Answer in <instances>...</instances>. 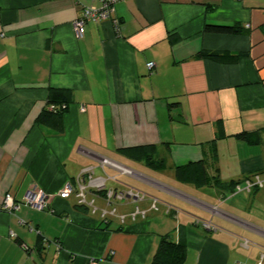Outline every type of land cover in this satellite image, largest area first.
I'll use <instances>...</instances> for the list:
<instances>
[{"label":"crops","instance_id":"0c3cea01","mask_svg":"<svg viewBox=\"0 0 264 264\" xmlns=\"http://www.w3.org/2000/svg\"><path fill=\"white\" fill-rule=\"evenodd\" d=\"M80 8L0 0V205L20 203L0 211V264H151L168 233L184 264H264L232 188L264 177V0H121L78 37ZM51 88L72 94L61 128L39 120ZM80 179L96 212L59 195ZM34 187L47 209L24 203Z\"/></svg>","mask_w":264,"mask_h":264},{"label":"built area","instance_id":"2783aa9c","mask_svg":"<svg viewBox=\"0 0 264 264\" xmlns=\"http://www.w3.org/2000/svg\"><path fill=\"white\" fill-rule=\"evenodd\" d=\"M76 3L80 4V12L78 18L74 21V30L78 37L84 34L85 25L88 22H100L103 20H107L111 18L115 12L116 4L121 0H87L91 1V3H87L85 0H75ZM148 66L150 69H153L155 66V62H149ZM85 110V107H82ZM264 185V178L257 175L253 178H247L243 182H240L236 185L235 191L242 192L247 191L248 193H252L255 188H260ZM76 192L78 197L79 205L87 206L92 209L93 212L97 211V206L95 205V201L93 199L88 198V191L86 188V184L82 179L78 181L77 188L74 190L73 185H67L61 192L60 196L62 198H67ZM49 194L45 193L43 190L34 187L28 191V193L24 197V203L32 206L38 210H45L49 207L48 198ZM116 196L120 199L125 198L124 193H117ZM112 198V195H111ZM10 197L6 200L5 204L0 205V211L7 210L11 208H19L20 203L15 205L13 200ZM154 208H157L154 205ZM116 209L114 208L112 214H114ZM138 212V211H137ZM137 212L133 213V218H136ZM107 212L103 211V215ZM204 225L208 228L211 227V223L205 222ZM264 256H262V260L260 263L263 262Z\"/></svg>","mask_w":264,"mask_h":264},{"label":"trees","instance_id":"16d2710c","mask_svg":"<svg viewBox=\"0 0 264 264\" xmlns=\"http://www.w3.org/2000/svg\"><path fill=\"white\" fill-rule=\"evenodd\" d=\"M117 25L118 22H117ZM205 31L209 33L218 34H238L242 32V27L240 25H216L207 24L205 26ZM72 101V94L67 89L51 88L48 97V103L46 108L42 111L39 116V120L45 123H49L55 126V123L59 128H61L62 117L65 112L69 109L70 103ZM240 139L247 140L251 143L257 142L259 140V134L241 132L237 134ZM144 148H133L130 151L134 155L142 154ZM152 164H159L157 166L161 167L163 165L162 161L151 162ZM179 169V168H178ZM182 169V168H180ZM178 170L179 174H185L182 170ZM184 170V169H183ZM204 173V168L203 171ZM241 181H236L232 183V188L235 187ZM258 188H255L253 193H255ZM188 245L186 241L182 238L179 241L173 239L171 234H163L159 237L158 247L153 256L151 264H184L187 258Z\"/></svg>","mask_w":264,"mask_h":264},{"label":"rangeland","instance_id":"374dc122","mask_svg":"<svg viewBox=\"0 0 264 264\" xmlns=\"http://www.w3.org/2000/svg\"><path fill=\"white\" fill-rule=\"evenodd\" d=\"M262 178L263 175H260ZM264 186V185H263ZM262 188V187H260ZM259 188V189H260ZM264 190L260 191V192H263ZM60 195V193H59ZM255 195V193H248L247 196H244L245 197V201L243 202V206H247L245 208L244 211H240L238 214L239 216L244 219V220H247L249 223L253 224V225H264V198L262 197V202L261 203H255V205H252L251 201L253 199V196ZM262 195V194H261ZM263 195H264V192H263ZM83 206V205H81ZM248 207H252V208H248ZM262 211V213H260L259 211ZM236 258L238 257L239 260L242 261V263L246 262V259L247 257L246 256H243L241 253H237L236 254ZM248 264H254V261L251 260L250 262H248Z\"/></svg>","mask_w":264,"mask_h":264}]
</instances>
